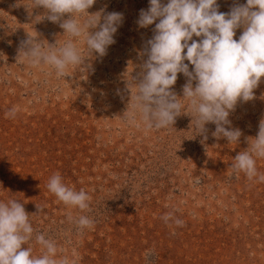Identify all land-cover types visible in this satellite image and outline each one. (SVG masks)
I'll use <instances>...</instances> for the list:
<instances>
[{
	"label": "rangeland",
	"instance_id": "obj_1",
	"mask_svg": "<svg viewBox=\"0 0 264 264\" xmlns=\"http://www.w3.org/2000/svg\"><path fill=\"white\" fill-rule=\"evenodd\" d=\"M235 2L246 0H217L218 10ZM148 6L96 0L90 14H123L115 43L100 57L82 38L74 41L85 68L70 65L58 77L47 64L29 63L20 45L32 37L60 47L67 34L42 19L33 0H0V201L23 204L33 235L22 248L37 257L45 251L36 241L42 233L56 245L54 258L69 264H264V158H256L251 180L230 167L264 120V77L254 99L238 101L228 117L242 132L239 143L214 137L212 123L202 134L194 129L183 74L171 88L182 105L173 126L148 129L139 115L131 123L132 77L155 26L137 24ZM56 173L88 194V208L65 205L48 190ZM81 216L92 226L79 227Z\"/></svg>",
	"mask_w": 264,
	"mask_h": 264
},
{
	"label": "clouds",
	"instance_id": "obj_2",
	"mask_svg": "<svg viewBox=\"0 0 264 264\" xmlns=\"http://www.w3.org/2000/svg\"><path fill=\"white\" fill-rule=\"evenodd\" d=\"M95 2L33 0V8L45 10L42 19L58 23L69 39L60 47L56 43L45 47L28 37L21 41L19 52L32 65L51 66L58 77L65 76L70 65L85 68V58L74 42L80 38L90 55L103 57L115 43L114 34L123 14L105 13L103 9L90 14L88 9ZM148 4L146 10H140L137 24L141 28L155 26L141 53L147 58L132 77L137 91L125 118L135 124L139 115L148 129L173 126L182 114V105L171 88L178 74H183L187 80L182 93L194 129L202 134L207 131L205 125L212 123L214 137L239 143L242 132L231 127L228 117L238 101L254 99V89L264 77V0L235 2L228 12L218 10L217 0H148ZM237 29L242 31L234 39ZM15 112L10 109L6 117ZM256 158H264V120L259 123L257 136L235 155L230 167L251 180L258 176ZM259 180L264 182V175H259ZM47 188L65 205L82 210L89 206L88 194L65 185L59 173L50 177ZM29 216L19 201H0V264H69L68 258H54L56 245L42 233L36 235L45 249L42 255L33 256L30 248H22L33 235ZM170 216L162 219L167 222ZM76 223L83 228L91 227L93 221L81 216ZM175 223L182 226L183 221L177 219Z\"/></svg>",
	"mask_w": 264,
	"mask_h": 264
}]
</instances>
